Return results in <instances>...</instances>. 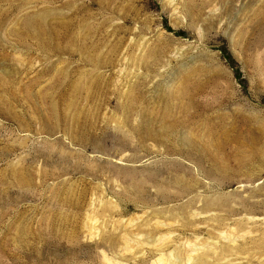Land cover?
Segmentation results:
<instances>
[{
    "label": "rangeland",
    "instance_id": "rangeland-1",
    "mask_svg": "<svg viewBox=\"0 0 264 264\" xmlns=\"http://www.w3.org/2000/svg\"><path fill=\"white\" fill-rule=\"evenodd\" d=\"M0 88V264H264V0H0Z\"/></svg>",
    "mask_w": 264,
    "mask_h": 264
},
{
    "label": "bare ground",
    "instance_id": "bare-ground-1",
    "mask_svg": "<svg viewBox=\"0 0 264 264\" xmlns=\"http://www.w3.org/2000/svg\"><path fill=\"white\" fill-rule=\"evenodd\" d=\"M26 20V19H25ZM36 20V19H35ZM24 23V22H23ZM40 33V32H39ZM184 79V78H183ZM185 81H186V79H185ZM6 82V81H5ZM185 83V82H184ZM5 84V83H4ZM9 85V84H8ZM11 87V86H10ZM189 87V86H188ZM12 88V87H11ZM1 89V88H0ZM3 89V88H2ZM30 89V88H29ZM176 93V92H175ZM65 94H67L66 92H65ZM64 94V95H65ZM189 94V93H188ZM69 96V95H68ZM178 96V95H177ZM182 96V95H181ZM2 97V96H1ZM65 97V96H64ZM176 97V96H175ZM68 98V97H67ZM3 99V98H2ZM50 99V98H49ZM69 100V99H68ZM3 101V100H2ZM192 101V100H191ZM3 102H5V100L3 101ZM65 102V101H64ZM63 102V103H64ZM70 102V101H69ZM50 103V102H49ZM67 103V102H66ZM67 104H69V103H67ZM186 104V103H185ZM177 105V104H176ZM53 107H55V106H53ZM56 108V107H55ZM181 111V110H180ZM166 115V114H165ZM191 120V119H190ZM201 124V123H200ZM198 128V127H197ZM230 129H232V128H230ZM235 129V128H234ZM250 130V129H249ZM197 131V130H196ZM225 131V130H224ZM227 131H229V130H227ZM231 131H233V130H231ZM199 132V131H198ZM211 134V133H210ZM204 135V134H203ZM202 139V138H201ZM203 140V139H202ZM222 142V141H221ZM13 167V166H12Z\"/></svg>",
    "mask_w": 264,
    "mask_h": 264
}]
</instances>
